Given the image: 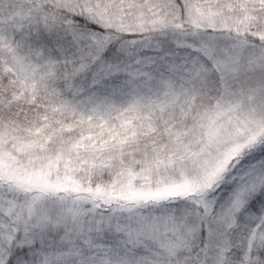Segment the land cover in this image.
Wrapping results in <instances>:
<instances>
[{"label": "snow or ice", "instance_id": "6c2138e0", "mask_svg": "<svg viewBox=\"0 0 264 264\" xmlns=\"http://www.w3.org/2000/svg\"><path fill=\"white\" fill-rule=\"evenodd\" d=\"M0 264H264V0H0Z\"/></svg>", "mask_w": 264, "mask_h": 264}]
</instances>
